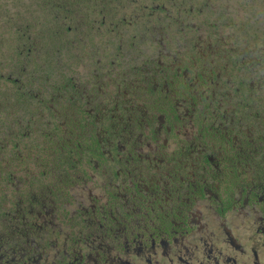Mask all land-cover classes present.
<instances>
[{
    "label": "trees",
    "instance_id": "16d2710c",
    "mask_svg": "<svg viewBox=\"0 0 264 264\" xmlns=\"http://www.w3.org/2000/svg\"><path fill=\"white\" fill-rule=\"evenodd\" d=\"M240 6L249 12L242 19L224 8L200 6L199 0H0V210L6 203L5 187L16 191V176L24 174L30 180L52 177L62 189L71 178L69 171L79 168L87 156L103 155L98 134L103 128L104 135L115 122L111 109L104 107L123 106L124 98L119 93L111 98L108 94L101 102L99 98L104 96L87 93L88 84H96L95 73L85 79L78 70L82 66L90 70L99 62L110 67L129 65L124 75L117 73L115 78V86L128 90V72L135 71L137 63L126 54L137 52L138 40L146 42L154 30L165 34L176 30L184 35V49L172 50L173 36V42L163 41L167 53H176L178 61L168 56L162 61L181 66L184 77L180 84L187 93L191 84L210 85L211 79L218 80V72L208 61L218 63L225 57L222 52L209 54L208 46L189 32L243 30V65L237 66V50H228V59L238 73L232 70V79L219 80L228 88L234 86L231 91L243 97V108H248L257 93L253 80H259L251 68L264 66V36L248 32L264 30V17L256 13L264 1L245 0ZM249 46L261 52L253 55L246 50ZM150 60H146L153 67L149 80L136 71L140 75L136 85L142 90L137 92L138 100L159 98L165 79L170 80L177 69L173 73L168 68L167 77L163 64ZM242 66L243 77L239 78Z\"/></svg>",
    "mask_w": 264,
    "mask_h": 264
},
{
    "label": "flooded vegetation",
    "instance_id": "af4514ba",
    "mask_svg": "<svg viewBox=\"0 0 264 264\" xmlns=\"http://www.w3.org/2000/svg\"><path fill=\"white\" fill-rule=\"evenodd\" d=\"M162 66L167 77L177 67ZM183 77L178 66L171 79H165L159 98L137 96L123 106L104 107L111 109L115 122L104 135L103 128L98 134L103 155L87 156L79 168L69 171L71 178L62 189L54 178L46 186L36 176L37 190L57 193L59 200H65L74 185L89 181L93 172L104 175V165L117 181L106 206L93 199L92 212L87 210L94 215L92 226L82 221L90 232H80L74 241L91 250L89 255L95 251L92 264H264V164L259 172L248 169L243 129L223 123L221 128L213 122L219 108H212L211 102L222 96L212 92L211 82L203 91L205 84H191L187 93L180 84ZM232 93L243 104V97ZM242 104L234 108L240 111ZM180 128L196 129L192 143L179 139ZM147 138L159 142V154L146 158L133 154L136 145L142 151ZM172 140L177 149L168 154ZM124 149L132 157L121 168L116 164H121ZM106 242L103 261L98 250ZM1 254L0 264H11L13 256L16 262L23 260L16 254L9 258ZM87 254L66 256L65 264H84ZM37 260L30 256L18 264Z\"/></svg>",
    "mask_w": 264,
    "mask_h": 264
},
{
    "label": "rangeland",
    "instance_id": "374dc122",
    "mask_svg": "<svg viewBox=\"0 0 264 264\" xmlns=\"http://www.w3.org/2000/svg\"><path fill=\"white\" fill-rule=\"evenodd\" d=\"M245 0H199L200 6H209L211 10H220L222 8L227 9L234 15L235 18L242 19L243 14H248L249 12H244L243 7L240 6ZM246 1H258L263 2L264 0H246ZM227 6V7H223ZM263 15L264 17V7L256 10V13ZM234 13H237L235 15ZM190 37L194 40H199L204 46H208V52L211 55L217 53H224L225 57L222 62L216 63L214 59H210L208 62L212 66L211 68L216 71H221V69L226 67L224 72L220 73V78L223 80L232 79L229 77V73L234 70L237 72V66L243 65V30H199L190 31ZM252 36L263 37L264 30H249ZM150 39L146 42H141L137 48V52L131 54H126L127 58L134 57L136 59V65H134L135 71L128 72L129 79L128 82L130 87L128 90L121 89L120 86H115V78L118 77L117 73L123 74V71L128 70L129 65L122 64L121 66L114 65L110 67L107 62L98 65H94L91 69H87L88 66H82L78 70L80 77L87 79L92 71L95 73L97 79H94V84H88L87 93L104 96V98H99L101 102L107 100L108 94L111 98L119 93V96H123L124 103L128 104L133 102L139 95L140 85H136L140 80V75L136 74V71H141L147 80H149V75L152 73L153 67L146 64V60H150L147 56H150V61H158L163 64L162 61L164 56H168L173 61H178V56L173 53H167L166 46H164V40L172 41L175 37V44L172 50L184 49L185 43L183 41L184 35L177 34L176 30L172 33L165 34L161 30H154L152 34L149 35ZM173 36V37H172ZM109 39H105V42H109ZM167 45V44H166ZM236 49L237 54L240 56V60L237 66H233L232 60L228 59L229 51ZM229 50V51H228ZM252 54L259 52L256 47L249 46ZM228 51V52H227ZM166 52V53H165ZM203 50H201V53ZM261 52V51H260ZM169 59V61H171ZM133 66V65H131ZM130 66V67H131ZM222 66V67H221ZM251 67V65H248ZM234 68V69H232ZM239 78L243 77V66L240 67ZM114 70V72H113ZM253 70L254 77L258 76L262 83L259 84L257 78L254 81V87L257 89V93L254 97V102L249 105L248 108L244 107L242 110H236L234 107L240 106L242 104L240 98H236L233 95L231 89L228 88L218 80L211 79L210 88L214 94L217 96H222V98L214 99L211 102V107L219 108V113L217 114L216 120L213 121L215 124L219 125L221 128H225L223 124H227L231 127L235 126L237 129H243V135L248 138L245 149L248 155V169L260 171L262 165L264 164V142H258V139H264V66L258 65L257 68H251ZM124 75V74H123ZM204 87V88H203ZM200 89L206 90L207 85H204ZM197 89V90H200ZM209 89V88H208ZM117 103L116 105H118ZM243 105V104H242ZM227 113V114H224ZM196 129L185 130L181 128L178 130L177 134L180 140H186L190 143L194 141V134H197ZM195 132V133H194ZM170 139H173L169 137ZM150 144V146L148 145ZM168 154H172L175 149H177V144L172 140L168 143ZM139 145H136L133 154L136 156L142 155V158H146L150 153L158 155L160 146L159 142L153 143L147 139L144 140V145L142 151L136 149ZM130 150H123V158L121 159V164H116L117 166L123 168L126 163L127 157H130ZM252 155V156H251ZM250 156V157H249ZM132 157V156H131ZM130 157V160H131ZM108 167L104 165L102 171L104 175L100 173L93 172L91 179L85 184H76L70 189V195L68 197L59 200L60 196L51 195L49 192H43V190L38 191L37 187L40 181L33 179H27L22 174L16 176L14 179V187L16 188L15 193L10 189L5 187V201L3 208L0 210V255L5 253L8 258L16 254V256H22V259H28L32 256L36 261V264H65L66 256L69 257L71 254L83 253L86 254L91 252L85 245H76L74 243L78 235L83 232L84 234L90 232V228L85 227V224L92 226L90 223L93 220L94 215L91 213L93 209L94 201L96 197L99 203L106 206L108 202V194L114 187V181L108 176L106 171ZM254 176H257L253 174ZM43 179V183H51L49 179ZM258 178V177H257ZM257 180V179H256ZM258 181V180H257ZM33 182L32 186H29ZM110 189V190H108ZM117 191V190H116ZM115 191V192H116ZM16 201L13 205V201ZM124 200V199H123ZM70 201V202H69ZM66 202V204H65ZM107 246L109 243L106 242V246H103V250H98V258L104 261L105 253H107ZM16 251L17 253H13ZM95 253V251H94ZM89 255L83 261L84 264H92L95 254ZM16 257H11V264H18L23 262V260L18 259L16 262Z\"/></svg>",
    "mask_w": 264,
    "mask_h": 264
}]
</instances>
